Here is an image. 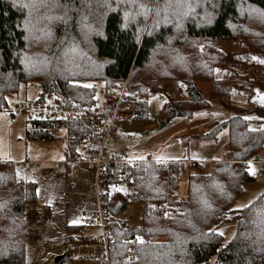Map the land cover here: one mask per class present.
Listing matches in <instances>:
<instances>
[{
	"label": "trees",
	"instance_id": "trees-1",
	"mask_svg": "<svg viewBox=\"0 0 264 264\" xmlns=\"http://www.w3.org/2000/svg\"><path fill=\"white\" fill-rule=\"evenodd\" d=\"M135 1L0 0V111L9 108L7 97L28 81L41 86V96L58 94L68 107L77 108L96 103L95 89L84 81L103 80L108 87L129 77V90L142 97L157 92L159 79L180 81L188 101L168 105L167 117L192 116L208 106L196 80L212 82L213 96L226 90L213 80L215 66L222 61L220 42L240 40V54L248 61L255 58L256 65L264 68V0H157L145 32V14L126 19L124 10H132ZM197 45L202 46L200 52ZM159 46L163 48L158 66L146 68ZM246 73L235 71L232 77L249 86L260 83L257 75ZM130 108L133 120L146 118L145 99L138 97ZM234 110L229 120L199 136L214 140L227 128L226 158L212 163L208 172L189 173L185 198L175 193L179 160L170 161L168 168L139 163L131 198L116 192L109 196L107 211L116 218L130 202L142 204L140 224L110 223L111 264H126L123 240L135 236L139 241L132 244V264H208L213 256V264H264L260 198L234 215L236 229L226 244L215 230L242 185L253 180L246 167L264 144V126L249 127L244 109ZM254 110L259 116L256 122L264 121V107ZM32 125L26 132L29 138H52L42 129L45 121H32ZM73 129L76 135L66 151L70 156L76 155L86 134L78 124ZM35 199V183L17 179L12 164L0 160V264H25L22 218L27 203ZM157 203L168 204L171 214H160Z\"/></svg>",
	"mask_w": 264,
	"mask_h": 264
},
{
	"label": "rangeland",
	"instance_id": "rangeland-1",
	"mask_svg": "<svg viewBox=\"0 0 264 264\" xmlns=\"http://www.w3.org/2000/svg\"><path fill=\"white\" fill-rule=\"evenodd\" d=\"M156 7L157 0L135 1L132 10H129L130 7L124 10L126 19H133L137 13L145 14V32ZM249 12L254 18H258L253 10ZM241 45L240 40H224L218 45L222 61L215 66L213 80L222 85L220 89L226 88L224 93L213 96L210 94L212 82L195 81L208 101L205 109L192 116L168 118L167 106L188 101V97L180 81L159 79L157 92L146 93L144 97L137 94L140 101L145 99L147 103L146 118L122 122L109 149L128 159L142 160V164H162L158 160H179L181 166L175 193L177 198H185L189 173L208 172L212 163L226 158L227 128L221 129L214 140H204L200 135L229 120L235 114L234 107L244 109L243 115L249 121V127L264 126V121L256 122L259 116L254 110L256 106L264 107V68L256 65L255 58L246 60L248 58L245 59L240 54ZM159 47L146 68L158 66L163 48ZM197 47L200 52L202 46ZM245 65L253 68L252 75L260 78L259 84L249 86L232 77L235 71L245 74ZM141 71L142 69L137 70L136 74ZM84 84L95 89L94 100L96 104L102 105L105 82L88 80ZM36 85V81L20 84L18 91L7 97L9 108L0 111V160L12 164L17 179L31 181L36 185V199L27 203L22 218L25 264H54V257L63 253H68L63 264H98L96 260L74 256L70 252V243L65 239V233L78 231L66 229L69 225H84L83 234H92L98 230L88 225L87 216L82 215L84 210L88 212L87 215L96 210L93 166L70 159V155L66 153L67 141L62 133L53 134L51 139L46 140L29 138L26 135L31 130L29 121L16 112V105L30 99ZM80 151L77 150L76 154ZM257 157V162L252 160L246 167L253 180L242 185V190L232 201L226 217L215 228L223 237V245L235 232L237 218L234 215L257 198L264 202V144ZM191 162L195 164L192 165ZM168 164L162 166L168 168ZM161 179L167 180V177L161 176ZM166 213L171 214V211H165L164 214ZM113 219L128 226L140 224L142 204L130 202ZM214 260L215 256L211 257L208 264H213Z\"/></svg>",
	"mask_w": 264,
	"mask_h": 264
},
{
	"label": "built area",
	"instance_id": "built-area-1",
	"mask_svg": "<svg viewBox=\"0 0 264 264\" xmlns=\"http://www.w3.org/2000/svg\"><path fill=\"white\" fill-rule=\"evenodd\" d=\"M247 66H244L245 72H252L253 68ZM41 92L42 88L37 84L32 97L16 105V112L28 119L31 129L32 121L40 120L47 123L42 129L48 130L50 134L62 133L67 141V152L71 136L76 135L74 126H83L86 134L78 146L81 151L70 156V159L73 162L88 163L94 168L96 210L89 213L87 223L98 230L92 234H83L82 231L65 233V239L70 243V252L80 258L96 260L98 264H111L110 254L114 248V238L110 223L114 219L107 211V201L115 192L126 199L131 198L135 191V168L143 161L113 153L109 146L116 131L120 129V124L133 120L130 107L138 99V95L129 90L128 77L115 80L105 87L104 103H95L91 107H68L61 95L41 96ZM158 162L164 166L169 163ZM155 209L160 214L170 211L165 203L155 204ZM138 241V236L123 240L127 246L124 255L126 264H132V244Z\"/></svg>",
	"mask_w": 264,
	"mask_h": 264
},
{
	"label": "crops",
	"instance_id": "crops-1",
	"mask_svg": "<svg viewBox=\"0 0 264 264\" xmlns=\"http://www.w3.org/2000/svg\"><path fill=\"white\" fill-rule=\"evenodd\" d=\"M113 144V141L111 142V144L110 145H112ZM111 147V146H110ZM80 148L79 147H77L76 148V150H79ZM110 151H112V150H110ZM113 152V151H112ZM158 161H166V162H170V160H158ZM88 211V210H87ZM94 210H92V211H90V212H93ZM87 213L88 212H86V210H84V211H82V215L84 216V217H86V216H88L87 215ZM70 227H79L80 228V230H78V231H83V228H84V225H80V224H73V225H69ZM69 226H67V227H69ZM67 231V230H66ZM72 231V230H71ZM77 231V232H78Z\"/></svg>",
	"mask_w": 264,
	"mask_h": 264
},
{
	"label": "water",
	"instance_id": "water-1",
	"mask_svg": "<svg viewBox=\"0 0 264 264\" xmlns=\"http://www.w3.org/2000/svg\"><path fill=\"white\" fill-rule=\"evenodd\" d=\"M153 116V114H152ZM161 125H163V123H161ZM258 157L256 159V161L254 162H257L258 161ZM68 256V253H63V254H60V255H57L54 257V264H63V261L64 259Z\"/></svg>",
	"mask_w": 264,
	"mask_h": 264
}]
</instances>
